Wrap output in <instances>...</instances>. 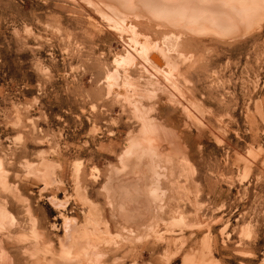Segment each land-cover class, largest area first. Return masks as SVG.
I'll use <instances>...</instances> for the list:
<instances>
[{"label": "rangeland", "instance_id": "374dc122", "mask_svg": "<svg viewBox=\"0 0 264 264\" xmlns=\"http://www.w3.org/2000/svg\"><path fill=\"white\" fill-rule=\"evenodd\" d=\"M104 7L0 0V264H264V13Z\"/></svg>", "mask_w": 264, "mask_h": 264}, {"label": "bare ground", "instance_id": "6f19581e", "mask_svg": "<svg viewBox=\"0 0 264 264\" xmlns=\"http://www.w3.org/2000/svg\"><path fill=\"white\" fill-rule=\"evenodd\" d=\"M96 2L105 5L107 9L112 8L117 11V14L114 13L115 19L113 18L117 24L123 22L122 18H125L126 12L129 11L132 12V15L134 13L135 18H139V20L145 19L156 23L155 25L159 28L172 30V35L177 34L176 38L182 36L186 38L184 36L187 34L195 37L213 34L226 39V36H236L250 28L253 23H256L259 14L264 13L262 0H96ZM104 12L106 13V11ZM141 24L143 23L137 25L140 26ZM147 60L156 69H162L166 64L155 51L148 55Z\"/></svg>", "mask_w": 264, "mask_h": 264}]
</instances>
